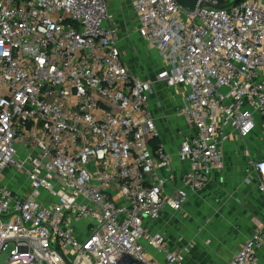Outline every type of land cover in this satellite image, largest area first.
Returning <instances> with one entry per match:
<instances>
[{"label": "built area", "instance_id": "obj_1", "mask_svg": "<svg viewBox=\"0 0 264 264\" xmlns=\"http://www.w3.org/2000/svg\"><path fill=\"white\" fill-rule=\"evenodd\" d=\"M234 1L132 0L156 80L183 89L194 128L173 190L154 80L131 72L107 0H0V264H183L148 223L224 169L226 126L247 137L264 119V0L220 7ZM255 170L264 193V159ZM263 235L229 264H259Z\"/></svg>", "mask_w": 264, "mask_h": 264}, {"label": "crops", "instance_id": "obj_2", "mask_svg": "<svg viewBox=\"0 0 264 264\" xmlns=\"http://www.w3.org/2000/svg\"><path fill=\"white\" fill-rule=\"evenodd\" d=\"M117 3L113 2L112 6ZM128 3L135 14L132 0ZM136 27L134 31L146 48L157 52L160 58L158 71L149 77L139 78L154 80L150 110L161 133L163 146L173 155V177L167 188L173 185L174 190L181 185L182 175L191 169L187 162L178 159V151L183 138L192 135L194 128L182 113L183 89L169 87L156 80L164 65L163 58L140 36ZM263 125L264 119L257 115L256 127L247 137H241L236 129L226 126L223 132L228 137L222 145L224 169L216 173L203 189L190 193L182 210L165 208L159 220L148 223L149 231L164 232L174 249L187 250L183 264H229L264 223V193L259 189L261 181L255 170V163L264 159ZM147 253L161 257L150 246ZM257 254L259 264H264V235Z\"/></svg>", "mask_w": 264, "mask_h": 264}, {"label": "rangeland", "instance_id": "obj_3", "mask_svg": "<svg viewBox=\"0 0 264 264\" xmlns=\"http://www.w3.org/2000/svg\"><path fill=\"white\" fill-rule=\"evenodd\" d=\"M115 1H118V5L112 6ZM107 2L109 13L117 23L119 45L131 72L137 77L153 75L161 66L158 62L160 58L157 52H150L144 41L135 33L134 28L137 26L138 18L133 13L130 3L128 0H107ZM163 117H166V114H163ZM171 226L173 228V225Z\"/></svg>", "mask_w": 264, "mask_h": 264}, {"label": "water", "instance_id": "obj_4", "mask_svg": "<svg viewBox=\"0 0 264 264\" xmlns=\"http://www.w3.org/2000/svg\"><path fill=\"white\" fill-rule=\"evenodd\" d=\"M183 4H185L186 6H189V7H193L195 4H197L199 2V0H180ZM237 1L239 0H235L234 2L230 3L229 5H223V6H220L222 8H226V7H229L233 4H235ZM201 5L203 6H211L210 4L208 3H205V2H201Z\"/></svg>", "mask_w": 264, "mask_h": 264}, {"label": "trees", "instance_id": "obj_5", "mask_svg": "<svg viewBox=\"0 0 264 264\" xmlns=\"http://www.w3.org/2000/svg\"><path fill=\"white\" fill-rule=\"evenodd\" d=\"M159 143H160V139H158V140H155L154 142H153V146H158L159 145Z\"/></svg>", "mask_w": 264, "mask_h": 264}]
</instances>
